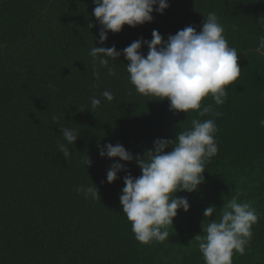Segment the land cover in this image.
Instances as JSON below:
<instances>
[{
    "label": "trees",
    "instance_id": "trees-1",
    "mask_svg": "<svg viewBox=\"0 0 264 264\" xmlns=\"http://www.w3.org/2000/svg\"><path fill=\"white\" fill-rule=\"evenodd\" d=\"M168 3L152 23L125 25L100 45L93 0H0V264H205L194 240L203 235L204 210L215 205L219 211L237 193L253 202L260 218L250 248L233 264H264V56L246 53L264 34V22L258 24L264 0ZM210 11L241 52L242 74L217 109L223 113L215 121L219 151L206 166L205 183L196 193L177 194L190 210L178 211L168 241L147 247L135 240L119 199L124 176L139 177L141 170L117 161L127 171L108 184L114 161L101 158L98 146L119 143L143 156L156 139L174 140L198 117L138 95L123 55L115 76L99 68L97 79L89 51L95 44L122 52L133 41H150L153 30L165 40L187 26L199 32ZM142 52L146 56L147 47ZM104 90L114 100L92 109L91 98ZM59 127L80 133L68 145V160L58 150V141L67 143ZM92 183L100 199L85 200L76 189Z\"/></svg>",
    "mask_w": 264,
    "mask_h": 264
},
{
    "label": "clouds",
    "instance_id": "clouds-1",
    "mask_svg": "<svg viewBox=\"0 0 264 264\" xmlns=\"http://www.w3.org/2000/svg\"><path fill=\"white\" fill-rule=\"evenodd\" d=\"M92 15L100 25L99 44L104 45L108 33L119 34L124 26L136 28L154 20L153 13L163 15L169 8L168 0H93ZM264 22V18L258 24ZM95 27L89 24V28ZM258 43L246 53L264 56V34ZM142 47H147L145 56ZM241 53V52H240ZM229 45L225 28L215 12L204 16L201 30L187 26L165 40L158 30H153L152 39L136 40L122 52L116 47L96 46L89 51L94 67V76L99 79V68L115 76V61L123 55L130 84L136 93L148 102H169L170 111L195 113L191 128L180 131L174 140L158 138L153 147L143 156L133 155L121 144L108 143L98 146L99 156L114 161L106 174L108 184L114 183L118 173L126 172L125 165L117 162H135L141 170L139 177L129 173L124 176V187L119 197L122 211L131 224L135 240L152 247L169 240V226L178 211L187 213L190 203L178 193H196L205 183L206 166L218 155L216 118L223 113L217 110L228 99V88L235 91L242 71L239 54ZM98 66V67H97ZM102 99L114 100L109 90L99 97H92L91 108H99ZM210 101V102H206ZM213 105L216 107L214 108ZM208 117L207 119H199ZM53 121L59 117L53 115ZM264 127V119L259 122ZM67 143L58 141V150L68 160L72 155L68 145H75L80 133L75 127H59ZM90 159L86 161V167ZM85 200L100 199L97 187L80 186L76 189ZM239 193L223 204L217 211L215 205L204 210L203 235L194 240L205 264H233L234 256H243L250 248L253 227L259 215L252 201H241ZM215 217L214 219H210Z\"/></svg>",
    "mask_w": 264,
    "mask_h": 264
}]
</instances>
